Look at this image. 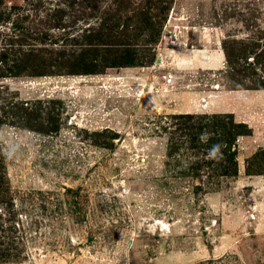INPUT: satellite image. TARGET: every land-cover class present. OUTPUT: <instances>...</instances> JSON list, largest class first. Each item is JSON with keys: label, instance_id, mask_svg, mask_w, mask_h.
Masks as SVG:
<instances>
[{"label": "rangeland", "instance_id": "1", "mask_svg": "<svg viewBox=\"0 0 264 264\" xmlns=\"http://www.w3.org/2000/svg\"><path fill=\"white\" fill-rule=\"evenodd\" d=\"M0 264H264V0H0Z\"/></svg>", "mask_w": 264, "mask_h": 264}, {"label": "crops", "instance_id": "2", "mask_svg": "<svg viewBox=\"0 0 264 264\" xmlns=\"http://www.w3.org/2000/svg\"><path fill=\"white\" fill-rule=\"evenodd\" d=\"M206 60H202V58H198L197 56L192 57L191 60L188 61L187 66H195V67H203L205 68H213L219 69L225 64V54L222 49L211 50L210 53H207Z\"/></svg>", "mask_w": 264, "mask_h": 264}, {"label": "clouds", "instance_id": "3", "mask_svg": "<svg viewBox=\"0 0 264 264\" xmlns=\"http://www.w3.org/2000/svg\"><path fill=\"white\" fill-rule=\"evenodd\" d=\"M208 139H209V133L208 132H204L201 134L200 140L203 143H207ZM222 148H223V144L220 142L213 144L208 149L206 158L210 159V160H215V161L220 160L223 157Z\"/></svg>", "mask_w": 264, "mask_h": 264}, {"label": "trees", "instance_id": "4", "mask_svg": "<svg viewBox=\"0 0 264 264\" xmlns=\"http://www.w3.org/2000/svg\"><path fill=\"white\" fill-rule=\"evenodd\" d=\"M148 13H146V15H147ZM149 19H150V16H149ZM148 23H149V21H148ZM147 23V24H148ZM128 58H130V57H128ZM128 58H126V59H128ZM123 63H127V62H129V61H122Z\"/></svg>", "mask_w": 264, "mask_h": 264}, {"label": "water", "instance_id": "5", "mask_svg": "<svg viewBox=\"0 0 264 264\" xmlns=\"http://www.w3.org/2000/svg\"><path fill=\"white\" fill-rule=\"evenodd\" d=\"M161 58H162V55L160 54V56L158 57V61H160V60H161Z\"/></svg>", "mask_w": 264, "mask_h": 264}]
</instances>
